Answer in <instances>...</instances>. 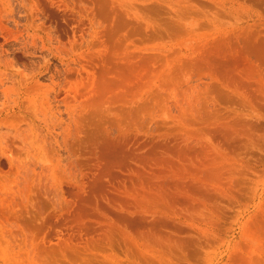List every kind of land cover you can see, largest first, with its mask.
<instances>
[{"label":"rangeland","instance_id":"rangeland-1","mask_svg":"<svg viewBox=\"0 0 264 264\" xmlns=\"http://www.w3.org/2000/svg\"><path fill=\"white\" fill-rule=\"evenodd\" d=\"M0 264H264V0H0Z\"/></svg>","mask_w":264,"mask_h":264}]
</instances>
